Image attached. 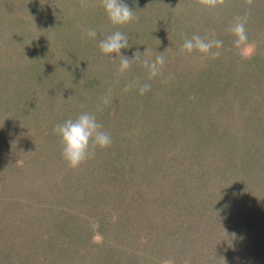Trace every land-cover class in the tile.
Wrapping results in <instances>:
<instances>
[{"label": "trees", "instance_id": "trees-1", "mask_svg": "<svg viewBox=\"0 0 264 264\" xmlns=\"http://www.w3.org/2000/svg\"><path fill=\"white\" fill-rule=\"evenodd\" d=\"M65 1L66 5L59 0L58 3H54L55 6L50 4L40 8L44 20H47V26L50 25L49 28L52 25L51 22H55L53 17L57 15L55 12L58 14L60 12L63 17H67V20L64 21L61 16L56 21L57 24L50 28L51 31L37 21L32 27L35 50L38 52L39 49L42 51L43 48L48 49L51 47L52 54H54L51 43H55L61 48L59 55H66L65 59L53 56L56 61L57 73L60 75L57 87L62 91L61 99L63 101L66 96L64 101L68 103L66 109L72 110L71 114L74 115L72 120H75L81 113L87 112L88 109L94 111L90 114L95 115L97 121L103 126L102 130L111 136L112 143L110 147L104 149L97 147L95 154L89 158L105 168H114V170L105 173L102 168L98 169L97 163H90L91 166H89L86 162L89 158L82 163V167L80 165L77 168H70L64 159V163L67 165V168H64L62 165V147L59 149L61 143L58 140H53L52 143L55 147L58 146V151L53 156L48 157V160L42 158V156L39 158L40 160L37 159L39 160V166L38 168L36 166V168L41 173L40 177L30 173V175L37 178H34L35 186L38 189V191L36 189V196L32 197L31 194H28L25 186L26 182L23 183L21 180L18 183L20 186L23 185V188L15 189L16 195H13L16 200H22L14 208H21L26 212L31 222H28L30 230H25L26 233H23L28 238L23 235L22 238L28 240V243L31 240L33 247H37L35 246L37 243H45L42 244L43 246L35 248L39 258L45 259L42 261L38 258L39 261L44 263L49 261L48 259L55 260L52 257L58 256L60 254L58 249L61 250L62 248V244L60 245L58 240L55 241L53 236L55 230L69 225L72 229H75L72 227L73 220L71 221L70 216L85 204L87 198L83 195L84 189L91 188V194H93L94 191L97 192V187L102 185L95 183L98 176L106 177L107 185L112 186L114 192L121 193L125 190L128 198L125 197V194H121L124 200H133L135 195H138L139 198L142 196L147 198V195L151 194L154 197L153 201L150 202L152 199L150 197L149 200L145 199V201L147 200L145 204L148 206L147 212L149 211L153 216L161 209L160 200L165 199L163 194H166V192L164 193L161 188L164 185L167 187L171 185L172 179L165 180L167 177L165 175L167 173V159L170 160L171 152L178 144L181 149L180 158L171 159L169 163L173 161L179 169L183 168L184 171H188L191 175L190 178L194 179L193 182L198 179L211 180V182H207L208 193L202 199L206 203L207 212H215L223 219L221 231H207L202 237L198 236L193 241L192 246L191 242L185 244L184 253L187 254L194 250L193 245L196 244L197 239L199 241L201 238L200 241L205 244L200 248H204L206 254L197 257L196 261L193 259L189 264H206L204 258L210 255L214 256L216 247L221 246L222 241L228 242L229 236L226 235H229L231 230L229 227L232 226L235 220L241 223L240 229L247 230L249 227L248 221L256 222L261 218L263 219L261 216L264 215V89L261 87L264 86V77L243 84L244 78H239V76L236 78L234 71L228 70L229 64L225 69L222 67L228 63V55H224L223 59L210 61V55L196 51L183 54L179 52L185 38H191L193 35H200L209 39L214 38L223 42L220 49L214 48L212 51H219V53L225 51L227 54L233 52L232 44L227 42L229 31L223 27V25L229 24L230 21H219V19L226 20L225 16L217 14L216 8L205 9L198 3V0H158V2H156L157 0H123L135 12L134 15L137 17L131 23L123 26L113 25L109 21L100 0ZM71 1L72 3L77 2L80 6L71 8ZM257 1L259 3L256 4V7L261 10V13H255L254 17H264V0ZM80 8H83L86 12V16L81 22L77 16ZM26 11L32 14L36 10L32 6ZM46 14H50V16ZM209 15L213 19L207 27L202 20ZM243 16L246 17L245 13H243ZM73 17H77L78 20H73ZM60 21L63 25H68L66 26L68 30L65 29L61 34H57V26ZM88 28L95 29L97 32L95 39L87 38L84 35V30ZM116 31H120L129 37L131 48L121 50V54L128 58H133L137 50L143 53L147 48L150 50L151 59L153 60L157 55L163 53L165 63L160 74L149 79L147 69L136 63H132L130 70L118 74L119 58H115V53L109 55L101 53L98 47L101 39ZM139 39L142 40L136 42ZM150 39L151 41H149ZM65 46H69L66 47V49L70 48L69 52L66 51ZM229 47L231 49H228ZM191 55L193 56L192 64L188 59ZM200 56L202 57L201 60ZM22 57L23 64L25 62L24 54H22ZM208 59V63L205 64ZM219 61L226 62L219 65ZM204 64L205 66H203ZM62 69L67 70L69 75H61L60 71ZM227 70L228 78L226 79L230 83L228 86L235 83L234 86L239 89L236 92L238 100L223 103L221 107H218L213 98L217 91L213 89L210 92L209 86L205 83L215 84V87L218 88L217 85L222 84L221 79ZM206 73L209 76L203 78ZM199 74L200 77H198ZM26 76L35 77L32 75V71L27 72ZM133 81H137L138 86L125 92V86ZM145 83L151 87L150 90L141 95L139 85ZM98 86L101 87L98 88ZM47 89L50 88L46 86L45 90ZM67 89L72 90V92H68L66 95ZM77 89L87 92L88 95L73 91ZM97 89L101 91L98 96L95 94ZM225 89H228V87ZM32 90V92L29 90L31 95L36 94L38 91L36 88ZM21 92L24 94L21 97L25 96L26 103H28L27 91ZM198 95L202 96L198 97ZM74 96L79 98L78 101L87 96V98H82V101L88 100L92 103L88 106L84 103H82L83 106L78 105V102L74 103L72 101ZM105 96L109 99L107 105L102 103V98ZM218 96L220 98L221 93ZM93 98L94 100H92ZM8 104L10 105L7 108L0 107V111H4V118H7L9 122H11L10 116L13 121H16L14 119L17 116L14 114L19 116L21 114L19 110L23 113L25 110L30 113L26 107L21 109V106H18V110L14 102ZM72 105L74 106L69 107ZM98 105L103 110H98ZM62 109L64 110L65 107L63 106ZM30 110L31 112L36 110L35 105L31 106ZM53 111H55L54 116L58 115L55 108ZM34 113L30 118L33 123L39 119L35 117L37 115L36 111ZM67 120L61 119L58 120V123L55 121L54 126L56 127L60 122ZM26 123L27 121L24 122V124ZM34 124L38 131L37 137H39L42 134L41 123L36 121ZM169 131L172 132L169 133ZM166 135H168L166 137L168 141L163 138ZM171 135L174 139L172 148L169 142ZM1 139L0 146L3 147ZM5 145L7 146V144ZM53 145L50 146L53 147ZM34 165L37 164L34 163ZM80 168H83L84 175H90L92 181L90 184L86 182L85 187H82V191L77 192L74 191L73 185L74 178L81 179L80 172H78ZM174 168L172 169L174 170ZM166 181H169V183L166 184ZM69 185L71 188H69ZM106 187H103L104 194L112 191L111 188L106 190ZM63 193L66 195L63 200L66 201L60 200ZM255 197H257V200L262 201L260 205L255 204ZM60 202L65 203L64 208L69 212H57L56 207ZM251 208L254 209L253 212H250ZM0 224L4 223L0 221ZM0 228V240L9 239L13 242L15 237L8 238V236L12 237L15 234L11 233V230L7 227ZM101 235L104 238L105 235ZM245 235H248V233H245ZM48 240L57 243L55 246L52 242L56 249L53 250L47 247L51 246V242ZM73 243L75 242L70 240V243L66 245L71 250H67L71 252V255L62 264H74L77 260H79V264H97L98 261V263L101 262L100 258L105 250H100L97 253L93 252L94 254L91 252L89 255L83 254L80 259L75 257L77 255L73 253L78 251L73 249L75 245ZM252 243H255L254 237ZM77 246L75 247L77 248ZM119 249L120 247H117V250ZM129 249H120L123 250L122 255H119L120 257L116 256L120 260L118 262H107V264H149L150 261L152 262L153 254L150 256L143 254L149 261L142 258L135 260L137 258L134 259L133 254L137 255L138 252H135L132 248ZM222 259L224 258L220 259L221 262ZM207 264L212 263L207 262Z\"/></svg>", "mask_w": 264, "mask_h": 264}, {"label": "rangeland", "instance_id": "rangeland-1", "mask_svg": "<svg viewBox=\"0 0 264 264\" xmlns=\"http://www.w3.org/2000/svg\"><path fill=\"white\" fill-rule=\"evenodd\" d=\"M60 1L62 3L64 2L66 5L65 0ZM56 2L58 3L59 0H0V107H3V109L7 108L10 105L8 104L9 102H14L18 110V106H21V109L22 107H26L30 111V113H27L25 110L23 113V111L19 110L21 113L19 116L14 114L17 116V118L14 119L16 121H13L10 116L11 122H9L7 118H4V111H0V139L2 138L1 144L3 146H0V221L4 223L0 224V227H7V229L11 230V233L15 234L12 237L10 235L8 236V238L15 237L13 238V242L9 239L0 240V261L5 264H45V262L46 264H62L65 259L71 255V252L67 251L70 249L66 246L70 243V240L75 242L73 243V245L75 244L73 249L78 251L73 253L77 255L75 257L80 259L83 254L89 255L91 252L97 253L100 250H105L102 252L100 258L101 262L98 263V261L97 264L118 262L120 259L116 256L120 257L119 255L123 253V250L120 249L124 248H132L135 252L139 253H136L137 255L133 254L134 259L137 258L135 260L142 258L145 261H149L143 254L145 253L147 256L153 254L152 258L150 257L152 262L150 261L149 264H162L165 260H171L173 264H189L193 259L196 261L197 257L206 254V250L200 248L205 243L200 241L201 238L199 241L197 239L196 244L193 245L194 250L187 254L184 253L186 249L185 244L191 242L192 246L193 241L198 236L202 237L205 235L207 231H221L223 228V219L215 212H207L205 208L206 203L203 199L208 193L207 182H211V180L204 181V179H198L193 182L194 179L192 180V178H190L191 175L188 171H184L183 168L179 169L173 161L169 163L171 159L176 160L180 158L181 149L178 144L173 148V150H175H172L170 160L167 159L168 157L166 158L168 164L166 165L167 173H165V175H167V177L165 180L172 179L171 185L170 187L164 185L161 188L167 195L163 194V198L165 199H161L159 202L161 203V209L153 216L149 211L147 212L148 206L145 204L147 201H145V199L149 200L150 197H152L150 202L153 201L154 197L151 194H148L147 198H144L145 196L139 198L138 195H135L133 200H124L121 194H125V197L128 198L125 190L121 193L114 192L113 187L107 185L106 177L98 176L97 182L95 183L102 185L97 187V192L94 191L95 194H91V188L86 187L87 189L83 191V195L87 198L85 204L70 216L72 218L71 221H74V223L73 221L70 223L75 229H72L69 225L55 230V235H53L55 241L58 240L59 244H62L61 250L58 249L60 254L52 257L56 262L51 259H48L49 261H45L44 263L39 261V259L42 261L45 259L39 258L35 248L43 246L42 244L45 243H37V245H35L37 247H33V245H31L32 241L30 240L28 243V240L25 239L28 237L23 233H26L25 230H30L28 224L31 222L26 212L21 208H14L22 201L16 200V197H13L14 194L16 195L15 189L23 188V185L20 186L18 181L21 180L23 183L26 182L25 186L28 194H31L32 197L36 196L37 188L35 186L36 182L34 181L36 177L30 175V173L40 177L41 173H39L37 169L39 166V158L42 156V158H47L48 160V157L53 156V154L58 151V146L55 147L52 143L53 140H61V138L53 132L55 128L54 123L55 121L58 123V120L61 119L69 120L74 117V115L71 114L72 110L66 109L68 106V103L64 101L66 96L63 101L61 99L62 91L57 87V81H60L58 79L60 75L57 73L56 61L53 57L57 56L65 59L66 55H59L61 48L55 43H51L54 54H52L51 47L48 49L40 47L41 49L43 48L42 51L39 49L38 52H36L33 42L34 37H32V27L37 21L46 28L50 26H47V20H44V15L40 8L49 6L50 4L52 6ZM156 2H158V0ZM235 3L237 4L234 5ZM257 3H259L257 0H233V2L232 0H225L223 5L216 8L217 14H222L226 18V20L219 19V21H230L229 24L223 25V27L227 29L235 22L237 17L246 18L245 32L247 39L244 44H242L240 48H236L233 43L235 37L229 32L227 42L232 44L231 47H233V52L227 54L225 51H221L218 57L209 58L210 61H213L214 59H223V57H225L224 55H228V63L222 67L225 69L229 64L228 70L234 71V76L236 78H238V76L239 78L243 77V84L264 77V17H254L255 13H261V10L256 7ZM70 4L71 8L80 6L77 2L72 3L71 1ZM55 5L56 4H54V6ZM32 6L35 7L36 11L31 14V12L26 10ZM61 7L63 6L61 5ZM84 11L83 8H80L77 13L80 22L86 16V12ZM62 12L64 13L63 8ZM55 13L57 15L53 16L55 22H51V27L57 24L56 21L62 16L60 12L59 14L57 12ZM243 13H245L246 17L243 16ZM46 15L50 16V14ZM210 17V15L205 16L202 20L207 27L213 19V17ZM61 19L66 21L67 17L62 16ZM73 20H78V18L73 17ZM66 26L68 25H63L60 21V24L57 26V34H61L63 30L67 29ZM50 28L49 31H51ZM150 32L155 33L154 31ZM165 32H167V30H165ZM141 40L142 39H139L136 42ZM149 41H151V39ZM66 47L69 46H65L64 48L66 49ZM231 47L228 49H231ZM66 51L69 52L70 48H67ZM22 54L25 56V62L23 64L21 61L23 59ZM192 57L191 55L188 58L191 64L193 63ZM201 59L202 57L200 56V60ZM209 59L205 64L208 63ZM224 63L219 61V65H223ZM202 64L201 62V65ZM205 64L203 66H205ZM228 70L221 79L222 84L217 85L218 88L215 87V84L211 85L210 83H205L209 86L208 89L210 92L213 89L217 91L213 98L215 100L214 102L218 104V107H221L223 103H230L231 101L238 100L236 95V92L239 90L238 87L234 86L235 83H233L232 86H228L230 84L228 79H226L228 78ZM30 71H32V75L35 76L34 78L26 76L27 72ZM60 74L69 75L68 71L64 69L60 71ZM207 76H209L208 73L203 75V78ZM198 77H200V74ZM46 86L50 89L45 90ZM100 87L101 86H98V88ZM227 87L228 89H225ZM259 87H261V85H259ZM34 88L38 91L36 94L31 95L29 90L32 92ZM261 88L264 89V86ZM20 90L27 91L26 98L28 103H26L25 96L21 97L24 94ZM224 90L225 92H223ZM73 91L88 95L87 92L83 90L80 91L77 89ZM68 92H72V90L69 91L67 89L66 95ZM100 92V89H97L95 94L98 96ZM219 93H221L220 98L218 96ZM200 96L202 95H198V97ZM85 97L87 98V96ZM82 98L78 101L79 98L74 96L72 101L74 103L78 102V105L84 103L87 106L92 103L88 100L82 101ZM92 100H94V98ZM61 103L65 107L64 110L62 109L63 106ZM34 105L36 110H32L31 112L30 107ZM73 106L74 105L69 107ZM54 108L58 113L56 116H54ZM35 111L37 114L35 116L36 119L39 118L36 121L41 123L42 134H45H41L39 137H37L38 131L34 124L36 121L33 123L31 121L32 119H30L33 116L32 113ZM92 112L94 111L91 109L87 111V113ZM20 121L21 123H19ZM25 121H27L26 124H24ZM61 123L64 122L62 121L59 124ZM19 131L21 132L19 133ZM171 132L169 131V133ZM166 137H168V135L163 138ZM165 140L168 141V138ZM169 142L172 148L174 144L173 135L169 137ZM5 144H7V146ZM50 145H53V147ZM61 147L62 145H59V149H61ZM62 161L64 168H67L63 157ZM86 162L89 166H91L90 163H97L98 169L100 170V168H102L105 173L114 170V168L103 167L100 163L93 161L91 158ZM34 163L37 165H34ZM168 167L175 168L173 170ZM82 169L83 168H80V170H78L81 179L79 180L77 177L76 179L74 178L73 189L77 192L82 191V187H85L84 184L86 182L90 184L92 181L90 175L86 176L83 174ZM101 172L103 171L101 170ZM168 183L169 181H166V184ZM104 186H107L106 190L111 188L112 191L104 194ZM69 188H71L70 185ZM71 191L70 189V192ZM47 194L49 195L50 193ZM65 198L66 195L63 193L60 200L66 201L63 200ZM254 200L255 204L260 205L262 202L257 200V197H255ZM64 205L65 203L62 204L60 202L56 207L57 212H69V210L64 208ZM253 210L254 209L251 208L250 212H253ZM14 213L16 214L15 216ZM261 217H263V219L261 218V220L256 222L248 221L249 227L247 230L240 229L241 223L237 222V220L233 222L232 226H230V223L229 228H231V230L229 235H226L229 236L228 242L222 241L221 246H217L215 249L216 254L214 256H207L204 258V262L206 264L207 262L212 264H264V215ZM61 229L63 230L61 231ZM224 230L225 228L223 231ZM245 233H248V235H245ZM101 234L105 235L104 238ZM22 235L25 236L24 239ZM253 237L255 243H252ZM67 240H69V242H67ZM48 241L51 242V240ZM55 241L52 242L56 246L57 243ZM52 242L51 246L49 245L47 247L54 250L56 248ZM103 242L104 244H102ZM75 246H77V248ZM117 247H120V249L117 250ZM223 255L225 256L223 257ZM221 258H224L222 262L220 261ZM78 261L79 260L74 264H79ZM1 262L0 264H2ZM142 262L144 263L143 260Z\"/></svg>", "mask_w": 264, "mask_h": 264}, {"label": "clouds", "instance_id": "clouds-1", "mask_svg": "<svg viewBox=\"0 0 264 264\" xmlns=\"http://www.w3.org/2000/svg\"><path fill=\"white\" fill-rule=\"evenodd\" d=\"M224 2L225 0H198V3L205 9H215L223 5ZM100 4L113 25L123 26L137 19L134 15L135 12L123 0H100ZM245 23L246 18L237 17L235 22L228 28V31L235 37L233 43L236 48H240L247 39ZM84 35L87 38L95 39L97 32L95 29L88 28L84 30ZM131 46L129 37L120 31H116L101 39L98 44L101 53L105 55L115 53V58H119L118 74H123L130 70L132 63H136L147 69L149 79L159 75L165 63L163 53L157 55L154 60L151 59V52L148 48L143 53L137 50L133 58H128L121 54L122 49H128ZM222 46L223 42L221 40L193 35L191 38H185L184 43L179 48V52L183 54L196 51L216 58L220 53L219 51H212V49H220ZM136 86H138L137 81L130 82L125 86L124 91L127 92ZM150 87L147 83L139 85L140 94L143 95L150 90ZM102 103L103 105L109 103L107 96L102 98ZM98 110H103L100 105H98ZM102 127L95 115L87 112L81 113L75 120L69 119L62 124L56 125L54 132L61 138L62 156L70 168L79 167L91 155L95 154L97 147L101 149L110 147L112 143L111 136L103 131ZM162 264H173V262L165 260Z\"/></svg>", "mask_w": 264, "mask_h": 264}]
</instances>
